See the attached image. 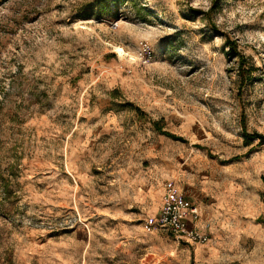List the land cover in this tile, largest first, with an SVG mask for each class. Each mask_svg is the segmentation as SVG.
I'll use <instances>...</instances> for the list:
<instances>
[{
	"label": "rangeland",
	"instance_id": "rangeland-1",
	"mask_svg": "<svg viewBox=\"0 0 264 264\" xmlns=\"http://www.w3.org/2000/svg\"><path fill=\"white\" fill-rule=\"evenodd\" d=\"M244 124L264 134V0H0V264H264ZM167 183L226 196L216 259L157 224Z\"/></svg>",
	"mask_w": 264,
	"mask_h": 264
},
{
	"label": "built area",
	"instance_id": "built-area-1",
	"mask_svg": "<svg viewBox=\"0 0 264 264\" xmlns=\"http://www.w3.org/2000/svg\"><path fill=\"white\" fill-rule=\"evenodd\" d=\"M201 214L197 205L178 192L170 183L164 185L161 208L156 216L157 224L177 238L191 244H205L211 233L199 227Z\"/></svg>",
	"mask_w": 264,
	"mask_h": 264
},
{
	"label": "crops",
	"instance_id": "crops-1",
	"mask_svg": "<svg viewBox=\"0 0 264 264\" xmlns=\"http://www.w3.org/2000/svg\"><path fill=\"white\" fill-rule=\"evenodd\" d=\"M221 194H219L217 189L215 190L212 186L205 184L202 196L211 195L212 198L209 201H207V198L204 201L201 199L202 201L200 200L198 205L192 200L199 208L201 214L199 227L202 231L211 233L207 243L197 244L194 247V256L197 263L216 259L217 255L219 256V250L222 248L220 244L222 241L223 243L228 241L226 234L230 230L229 217L231 210L227 199L225 200L226 196L224 197L223 194L221 196Z\"/></svg>",
	"mask_w": 264,
	"mask_h": 264
},
{
	"label": "trees",
	"instance_id": "trees-1",
	"mask_svg": "<svg viewBox=\"0 0 264 264\" xmlns=\"http://www.w3.org/2000/svg\"><path fill=\"white\" fill-rule=\"evenodd\" d=\"M232 47L234 50H237V44L235 42H233ZM251 73H252L251 66L246 61V58L243 55H241V59H240V63H239V74L241 77V84L242 85L249 83ZM155 125H156L157 129L160 128L158 126L159 125L158 122H156ZM243 134H244V136L248 142L251 141L253 139V137L256 136L259 138L260 143H264V134H260V133L249 134L245 128V124H244ZM168 135L172 136V134H169V133H168ZM172 137H174V136H172Z\"/></svg>",
	"mask_w": 264,
	"mask_h": 264
},
{
	"label": "bare ground",
	"instance_id": "bare-ground-1",
	"mask_svg": "<svg viewBox=\"0 0 264 264\" xmlns=\"http://www.w3.org/2000/svg\"><path fill=\"white\" fill-rule=\"evenodd\" d=\"M117 49H118V51L121 52V53L124 52L123 49H121V48H117Z\"/></svg>",
	"mask_w": 264,
	"mask_h": 264
}]
</instances>
